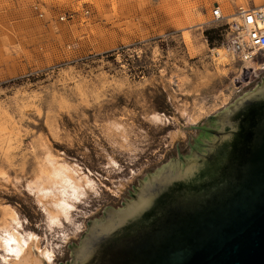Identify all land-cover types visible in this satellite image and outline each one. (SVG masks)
Here are the masks:
<instances>
[{"label":"rangeland","instance_id":"1","mask_svg":"<svg viewBox=\"0 0 264 264\" xmlns=\"http://www.w3.org/2000/svg\"><path fill=\"white\" fill-rule=\"evenodd\" d=\"M255 1L0 0V236H32L29 251L58 264L88 218L175 142L184 150L190 127L264 73L213 58L231 14ZM52 167L92 184L58 226L37 194ZM12 259L0 241V264Z\"/></svg>","mask_w":264,"mask_h":264},{"label":"water","instance_id":"2","mask_svg":"<svg viewBox=\"0 0 264 264\" xmlns=\"http://www.w3.org/2000/svg\"><path fill=\"white\" fill-rule=\"evenodd\" d=\"M190 129L58 264H264V73Z\"/></svg>","mask_w":264,"mask_h":264},{"label":"bare ground","instance_id":"3","mask_svg":"<svg viewBox=\"0 0 264 264\" xmlns=\"http://www.w3.org/2000/svg\"><path fill=\"white\" fill-rule=\"evenodd\" d=\"M255 4H258V8L264 12V2L262 0L255 1ZM240 7L245 8L246 6ZM236 10L231 14L232 20L235 18L234 14ZM220 11L223 16L221 7ZM222 52L213 54V58L218 65L227 66L230 64V60L225 51L222 50ZM49 164L52 166L51 163ZM69 169L65 167H52L45 177L47 179L45 180L49 184L48 187H38L37 194L40 196L41 205H43V211L47 214L50 226H58L62 220H69L73 200L79 199V196L85 193L86 188L92 189V184L88 182V179L77 178L74 175L75 171H73V174ZM0 241L3 252L13 258L8 264H46L52 260V254L47 250L36 248L33 254L29 251L28 246L29 241H33L32 236L26 239L16 231L5 230Z\"/></svg>","mask_w":264,"mask_h":264},{"label":"built area","instance_id":"4","mask_svg":"<svg viewBox=\"0 0 264 264\" xmlns=\"http://www.w3.org/2000/svg\"><path fill=\"white\" fill-rule=\"evenodd\" d=\"M235 18L226 22L222 47L226 53L243 63L264 65V12L257 6L238 7ZM212 17L220 21L218 3L213 5Z\"/></svg>","mask_w":264,"mask_h":264}]
</instances>
